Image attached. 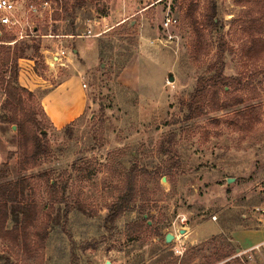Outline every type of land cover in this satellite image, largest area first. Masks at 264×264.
<instances>
[{
	"label": "rangeland",
	"instance_id": "obj_1",
	"mask_svg": "<svg viewBox=\"0 0 264 264\" xmlns=\"http://www.w3.org/2000/svg\"><path fill=\"white\" fill-rule=\"evenodd\" d=\"M13 1L24 28L3 33L30 35L16 42L24 49L18 81L30 67L33 75L49 80L45 88L21 85L35 95L25 113L43 122L48 149L39 166L26 172L19 166V127L2 106L0 89V159L5 160L0 184L32 177L33 189H26V197L52 215L43 262L34 264H173L175 259L174 264H205L232 248L235 253L214 264H264V253H244L233 237L234 231H247L241 241L247 247L264 238V57L245 53L253 32L249 25L264 19L262 8L242 2L246 0H216L218 24L205 30L212 46L196 59L191 47L195 36L184 17L194 1L202 20L208 0H86L77 13L75 35L87 29L101 34L73 40L54 36L44 43L42 34L67 31L68 22L52 19L57 4L53 11L31 15L26 5L40 0ZM169 6L180 20L178 38L159 44L154 40L161 38L159 27ZM129 22L136 24L135 30L128 29ZM79 40L89 55L74 56ZM45 48L64 50L67 67L51 55L48 65ZM222 63L232 85L220 89V99L242 96L244 102L186 120L185 104L198 80ZM73 73L86 84L88 105L82 116L57 130L42 112L41 95ZM259 105L260 117L247 130L233 124L235 113ZM12 152L16 154L9 157ZM133 164L145 184L138 206L147 209L144 217L151 215L152 227L129 231L141 219L137 209L109 229L106 217ZM229 178L234 180L228 183ZM55 182L60 187L65 182L64 191H51ZM168 233L174 235L170 243ZM8 252L0 246V254ZM12 261L17 263L16 256Z\"/></svg>",
	"mask_w": 264,
	"mask_h": 264
},
{
	"label": "trees",
	"instance_id": "obj_2",
	"mask_svg": "<svg viewBox=\"0 0 264 264\" xmlns=\"http://www.w3.org/2000/svg\"><path fill=\"white\" fill-rule=\"evenodd\" d=\"M57 4L59 10L53 12L52 19L54 21H66L68 27L63 35H75L76 19L78 10L81 9L86 0H53ZM177 1V0H176ZM244 3H255L262 8L264 15V0H246ZM198 6L192 1L185 13V22L194 34L191 43L193 55L196 59L201 57L202 52L210 49V43L205 34V30L217 26V1L208 0V6L204 12L203 19L200 20L197 15ZM121 25V24H119ZM128 29L135 30L136 24L129 22ZM249 28L253 32L249 33L246 41L245 53L247 56H263L264 57V19L258 24H250ZM54 35H60L54 31ZM37 33V30H36ZM14 36L0 35V89L3 92L4 101L2 106L5 110L12 112V123L17 124L20 132V171L37 168L39 160L45 156L48 149L45 145L46 134L42 133L44 129L43 122L31 118L25 111L28 108V100L34 98V93L22 87L18 81V61L23 48L14 47L3 42L14 41ZM39 50V45L36 46ZM231 79L223 75V63L219 67H213L206 75L202 76L197 83L196 89L191 95L190 100L185 104L186 120H192L200 117L205 110L210 112L218 111L228 106L241 104L244 102L242 96H231L227 101L220 99L221 88L230 86ZM229 93L228 91H224ZM47 90L41 95L44 96ZM42 109V107H41ZM42 112L44 113L43 109ZM261 106H254L235 113L233 124L239 130H247L252 124L254 118H259ZM45 114V113H44ZM67 128V127H65ZM161 152L172 155V151L168 148L161 147ZM16 153H10L9 157ZM175 163V162H173ZM160 169L157 171L160 173ZM170 166H167L165 172L169 174ZM140 172L135 164L122 183V190L118 199L111 205L109 215L106 217V224L109 229L116 226L117 221L124 214H130L138 209L141 219L129 225L131 233L142 231L144 228H151L148 223L150 216L145 218L147 209L144 206L139 207L141 200L142 188L144 182L141 180ZM5 177V173L0 171V180ZM32 177H24L15 182L0 184V246L7 249L8 255L0 254V264H12V256H16V264H34L43 262L44 250L49 236L52 215L45 211V206L33 198H27L25 191L28 188L33 189ZM50 184V183H49ZM62 191L65 189V182L60 184L55 182L49 185V189ZM64 202L65 198L61 195ZM70 207L67 204L64 216L68 218ZM13 220V225L9 222ZM242 220V219H241ZM235 253V249H225L223 254L210 257L205 264H214L217 261L230 257ZM176 263V259L174 261ZM173 263V264H174ZM77 264V261H73Z\"/></svg>",
	"mask_w": 264,
	"mask_h": 264
},
{
	"label": "crops",
	"instance_id": "obj_3",
	"mask_svg": "<svg viewBox=\"0 0 264 264\" xmlns=\"http://www.w3.org/2000/svg\"><path fill=\"white\" fill-rule=\"evenodd\" d=\"M37 30V29H36ZM87 31V30H86ZM64 37V38H79L82 37H74V35H54V34H42L41 38L43 43L45 39L52 38V37ZM73 40V39H72ZM76 40V39H75ZM80 41V42H79ZM77 42L78 46L73 48L74 56H78L79 54L89 55L90 51L85 46L83 48V41L79 40ZM83 46V47H82ZM58 51H51L50 49L45 48L42 50V53L45 56L46 63L50 65L51 57L52 59L55 58V53ZM66 53V52H65ZM66 58V56H65ZM73 59L70 58V61ZM33 63V62H32ZM59 65L66 66L65 62L59 63ZM24 67L26 68L25 64ZM24 68V69H25ZM30 67L29 69H31ZM22 70L19 76V83L20 85L33 90V88H45L46 84H48L49 80L44 78L43 76H38L37 74L33 75L31 70ZM57 70L54 71V75L56 76ZM40 105L50 121L53 127L57 130H61L62 128L66 127L68 124L74 122L80 116H82L86 110L88 105V96L86 87L83 86L82 78L78 73L70 74L65 78L61 79L60 81L56 82L55 84H50V87L47 90V93L41 97ZM1 157V156H0ZM4 159H0V165L4 163ZM252 232V231H251ZM258 232V231H256ZM264 234V229L261 231ZM243 234H248L247 231H234L233 237L238 242V244L243 249H247V245L243 244L242 237ZM264 241V238L260 240V242ZM259 242V243H260ZM251 247V246H250Z\"/></svg>",
	"mask_w": 264,
	"mask_h": 264
},
{
	"label": "built area",
	"instance_id": "obj_4",
	"mask_svg": "<svg viewBox=\"0 0 264 264\" xmlns=\"http://www.w3.org/2000/svg\"><path fill=\"white\" fill-rule=\"evenodd\" d=\"M162 0H158L156 3ZM55 5H54V4ZM155 5L152 4L151 6ZM55 6V7H54ZM54 7V8H53ZM45 9H56V2L52 0H40L39 2L35 3H28L26 5V12L31 15H37L41 12V10ZM180 20L179 18L172 13L171 7L169 6L166 12L164 13L163 19L160 24V36L161 38H157L154 41L159 44H169L173 42L176 38H178L177 33L175 32L177 27L179 26ZM24 28V22L20 17L18 12V8L13 0H0V35H3V30L6 32H14L19 28ZM101 33H93L91 29H87L85 34L82 35H74V37H92V36H99ZM25 37H30V35L23 34L20 32L19 36L15 37L14 41L11 42H3L8 45H14L20 39ZM66 53L64 50H60L55 53V58L57 62L63 63V59L65 58ZM86 87V84H83ZM264 226V222H263ZM260 252L264 253V241L257 243L247 249H244L243 252Z\"/></svg>",
	"mask_w": 264,
	"mask_h": 264
},
{
	"label": "water",
	"instance_id": "obj_5",
	"mask_svg": "<svg viewBox=\"0 0 264 264\" xmlns=\"http://www.w3.org/2000/svg\"><path fill=\"white\" fill-rule=\"evenodd\" d=\"M169 77H170V80H171V81L174 80L173 75H170ZM13 128H15V126H13ZM165 179H166V178H164V180H165ZM233 180H234L233 178H229V179H228V183H231ZM173 239H174V235H173V234H171V233L166 234L165 240H166L167 243H170Z\"/></svg>",
	"mask_w": 264,
	"mask_h": 264
}]
</instances>
